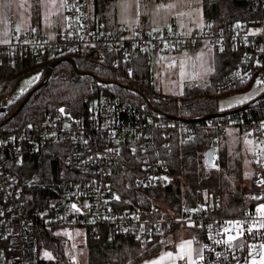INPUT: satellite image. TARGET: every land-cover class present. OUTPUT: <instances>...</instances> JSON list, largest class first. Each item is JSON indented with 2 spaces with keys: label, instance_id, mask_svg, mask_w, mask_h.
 Masks as SVG:
<instances>
[{
  "label": "built area",
  "instance_id": "1",
  "mask_svg": "<svg viewBox=\"0 0 264 264\" xmlns=\"http://www.w3.org/2000/svg\"><path fill=\"white\" fill-rule=\"evenodd\" d=\"M254 1L261 11L258 25L234 22L228 28L204 26L186 30L174 20L165 28L126 23L108 26L94 17L91 0H64L65 16L54 24L53 33L14 30L8 42L0 43V66L5 61L16 63L21 58H32L40 64L66 52L96 49L101 58L110 55L114 65H121L130 73L132 61L139 53L145 54L152 66L156 61L167 60L170 54L194 55L203 43L213 48L240 44L248 50L242 54L240 64L218 81L217 88L222 93L233 92L251 81L257 68L255 85L264 97V83H257L264 82V0ZM23 93L22 90L0 91V264H35L38 260L36 231L40 229L63 232L108 227L122 236L146 242L169 235L174 227H187L195 232V241L203 243V259L196 260V264H250V255L264 244V228L259 227L264 217L257 212L264 204V184L260 183L264 180V104L259 117L232 112L205 118L203 122L175 117L152 119L137 106L91 87L86 95L88 110L81 116L48 110L40 124L7 128L9 108ZM197 126L223 134L236 128L250 144L255 200L250 210L222 216L217 214L211 201L185 208L179 215L157 217L140 208L115 207L114 197L118 195L107 177L123 146L139 152L138 187L168 186L170 145L167 141H158V137L178 128L189 139L195 135ZM218 138V134L213 137L211 147H219ZM52 142L69 143L66 162L71 171L81 176L58 182L53 206L38 211L34 219L26 218L23 190L36 186L38 180L26 175L19 177L8 170L7 155L19 164L26 150L38 151ZM73 204L80 211L73 209ZM237 221L243 226V235L231 247L216 243L225 240L227 235H237L239 227L224 232L230 222ZM253 225L249 233L248 228ZM61 241L66 246L70 240L61 236ZM241 242L244 246L238 247ZM176 264L189 263L180 260Z\"/></svg>",
  "mask_w": 264,
  "mask_h": 264
},
{
  "label": "trees",
  "instance_id": "2",
  "mask_svg": "<svg viewBox=\"0 0 264 264\" xmlns=\"http://www.w3.org/2000/svg\"><path fill=\"white\" fill-rule=\"evenodd\" d=\"M118 1L91 0L94 17L108 26H115L116 23H112V11ZM203 15L205 27L228 28L234 22L258 25L261 11L254 0H203ZM247 50L246 45L230 43L214 48L213 70L209 74V81L205 85L188 86L181 95L170 96L155 89L151 65L146 55L141 53L132 61V72L127 73L121 65L113 64L110 55L101 58L99 50L66 52L54 59L70 56L75 60L77 68L64 61L53 69L49 78L46 77L47 68L54 59H45L40 64L32 58H21L16 63L5 61L0 66L1 92L14 91L25 75L36 69L42 70L41 80L20 95L9 108L8 117L14 114L30 94L19 113L5 127L20 128L40 124L48 110L59 111L62 107L75 117L81 116L88 110L86 95L91 87L107 91L120 100L137 106L146 117L152 119L175 117L191 121L202 119L203 122V118L208 116L222 113L227 116L229 111H234V114L251 113L259 117L260 107L264 104L261 93L254 100L230 109L220 108L219 105L224 93L218 90V81L240 64L242 54ZM258 72L259 69L255 68L253 79L233 92L255 87ZM247 104L249 106L246 109L239 110ZM216 134L219 135L220 143L215 154L216 167L208 169L205 152L211 147ZM225 135L216 129L197 126L195 135L189 139H185L184 131L178 128L159 136L158 141H167L170 145V156L167 159L171 179L168 186L164 187H138L136 179L140 173L139 152L123 146L112 173L107 177L108 183L120 197L115 201V207L140 208L157 217L172 213L179 215L185 208H194L201 203L209 204L211 201L217 208V214L222 216L239 215L250 210L255 205L252 179L250 184L244 185L240 176L232 180L223 175L222 169L233 171L234 164L239 166V161L237 163L223 145ZM68 148L67 142H52L38 151L26 150L19 164L14 163L7 155L8 170L19 177L26 175L38 180L36 186L25 187L23 190L26 218L34 219L38 211L53 206L58 182L81 176L71 171L66 162ZM177 228L174 227L170 234ZM36 235L38 260L35 264H71L61 241V232L40 229L36 231ZM84 242L86 258L75 264H136L145 257L157 254L163 244L172 245L168 243L166 236L140 242L132 237L122 236L108 227L84 229ZM43 250L50 252L51 256H45Z\"/></svg>",
  "mask_w": 264,
  "mask_h": 264
},
{
  "label": "rangeland",
  "instance_id": "3",
  "mask_svg": "<svg viewBox=\"0 0 264 264\" xmlns=\"http://www.w3.org/2000/svg\"><path fill=\"white\" fill-rule=\"evenodd\" d=\"M62 4H64L62 0H0V43L8 42L14 30L34 32L36 29H42L40 31H46L45 23L48 22L49 16L61 11L64 7ZM63 14L65 16L64 10ZM142 16H147L151 20L150 25L153 28H159L161 27L159 23L167 24L172 20L186 30L201 29L205 23L203 0H119L112 11V23L130 24L131 21L140 19ZM199 50L201 53L194 56L170 54L169 57L173 58L171 62H169L170 59L156 61L151 66L155 89L165 96H170L183 94L186 87L191 85H205L213 70L214 48L208 43H203ZM35 76H39V79L33 80ZM41 78L42 70H33L20 80L15 91L27 92ZM258 93L260 94V89L256 86L235 93H224L219 100L220 108L230 109L236 105H243L241 101L247 103L248 98H254ZM222 142L227 147L228 154L237 163L239 161L240 166L239 168L238 164H234L233 171L222 169L223 175L232 180L240 176L244 180V185L250 184L254 171L250 144L236 128H230ZM163 209L166 207L163 206ZM61 233L65 239L70 240L65 250L72 260L71 264L84 260L86 258L84 229L63 230ZM166 238L168 243L172 244L171 246L163 244L157 254L145 257L136 264H152L153 261L160 260L162 256L165 259L161 261V264H169L177 258L180 245L186 241H192V260H198L203 254V243L195 242V232L187 227L175 229ZM197 250H202L200 255H197ZM187 251L185 248V253ZM45 252L51 256L50 252L43 250V254ZM169 252L173 253L171 258L166 257ZM261 256H264L262 247L250 255V264L253 258L259 261Z\"/></svg>",
  "mask_w": 264,
  "mask_h": 264
},
{
  "label": "snow or ice",
  "instance_id": "4",
  "mask_svg": "<svg viewBox=\"0 0 264 264\" xmlns=\"http://www.w3.org/2000/svg\"><path fill=\"white\" fill-rule=\"evenodd\" d=\"M32 79L33 80L39 79V76H35ZM28 83H30V81ZM257 83L259 84V83H264V82L258 80ZM60 111L63 112L64 110L61 109ZM109 151H111V150H109ZM212 167H216V165L213 164ZM260 183L261 184H264V180H261ZM114 198L117 199V200L120 199L119 196H115ZM72 207L77 212L80 211V209L77 208L75 204H73ZM257 212H259L261 214V216L264 217V204H261L257 208ZM233 227H239L240 228V231L237 233V235H227V238L225 240H223V241L218 240V241H216V243H218V244L219 243H224V244H227L229 247H231L232 246V242L235 241L238 238V236H242L243 235V226L240 224L239 221L235 222L234 224H232L230 222V227H226L224 229V232L225 233H229L231 231V228H233ZM254 227H255V225L249 227L248 228V232L251 233L253 231V228ZM259 227L260 228H264V223L259 224ZM237 246L238 247H243L244 246L243 245V242H241V244L240 245H237ZM205 247H207V245H205ZM261 247L264 248V245H261ZM185 248H187V250H188L187 253H185ZM252 248L255 249V245H253ZM201 251L202 250H197V255H200V252ZM44 255L50 257V254L47 253V252H45ZM172 256H173V253H171V252H169V253L166 254V257H168V258H171ZM177 258L178 259H185V258H187L188 261L190 262V264H196V261L192 260V241H186L184 244H181L180 245V252L177 254ZM200 258L203 259L202 256ZM163 259H165V257L162 256L160 258V260L153 261L152 264H161V261ZM251 264H264V256H261L259 261H257L255 258H253L252 261H251Z\"/></svg>",
  "mask_w": 264,
  "mask_h": 264
},
{
  "label": "water",
  "instance_id": "5",
  "mask_svg": "<svg viewBox=\"0 0 264 264\" xmlns=\"http://www.w3.org/2000/svg\"><path fill=\"white\" fill-rule=\"evenodd\" d=\"M64 61H67V62H70L75 68H77V65H76V62L75 60L70 57V56H66V57H63V58H59V59H56L54 60L53 62L50 63V65L48 66L47 68V75L46 77L49 78L52 73H53V69L59 65L60 63L64 62ZM30 97V94H28L24 100L21 102L20 106L17 108V110L14 112V114H12L8 120H10L11 118H13L15 115H17L19 113V111L22 109V107L25 105V103L28 101ZM249 106V104L247 105H244L242 107L239 108V110H243V109H246L247 107ZM63 109L64 111L61 112L60 110ZM60 112L65 114L66 115V112H65V108H60ZM234 111H229L227 112V114H230ZM68 115V114H67ZM216 116H223V113L222 114H218V115H212V116H208L206 118H212V117H216ZM205 119V118H203ZM202 119H198L196 121H200ZM215 154H216V148L215 147H210L206 152H205V163L207 165L208 168H212V165L214 164V160H215Z\"/></svg>",
  "mask_w": 264,
  "mask_h": 264
},
{
  "label": "crops",
  "instance_id": "6",
  "mask_svg": "<svg viewBox=\"0 0 264 264\" xmlns=\"http://www.w3.org/2000/svg\"><path fill=\"white\" fill-rule=\"evenodd\" d=\"M62 2L64 3V0H62ZM62 6H64V4H62ZM63 10H64V7H63V9L61 10V11H59L58 13H52L49 17V20H48V22L47 23H45V30L46 31H41V32H44V33H46V34H51V33H53V26H54V24L58 21V20H60V19H63L64 18V14H63ZM40 23V25H41V22H39ZM117 24H120V23H116V25ZM147 25V26H149V27H152L150 24H151V20L147 17V16H142L140 19H137V20H134V21H131V23H130V25H133V26H136V25ZM169 24L170 23H159V25H161V27H159V28H165V27H168L169 26ZM40 30H42V29H36L35 31H40ZM31 32V31H30ZM11 37V36H10ZM10 40V39H9ZM203 45V44H202ZM201 45V46H202ZM200 46V47H201ZM200 47H199V49H200ZM198 49V51L194 54V55H198V54H200L201 53V50H199ZM194 55H189V56H194ZM213 57H214V54H213ZM170 59V60H169ZM167 60H169V62H171L172 60H173V58H172V56H170V57H168L167 58ZM259 88V87H258ZM260 89V88H259ZM260 92H261V89H260ZM259 95V93L257 94V96ZM256 96V97H257ZM256 97H254V98H248V102H250L251 100H254ZM243 102V104L245 103V101H242ZM247 102V103H248ZM236 106H238V105H236ZM232 108V107H231ZM195 242H197V241H195ZM198 242H201V241H198ZM202 243V242H201ZM204 249V248H203ZM201 257V256H200ZM180 260H185V261H187L188 262V260H186V259H178V258H175V259H173L172 261H170L169 262V264H176L178 261H180ZM195 261V260H194ZM189 263V262H188ZM190 264V263H189Z\"/></svg>",
  "mask_w": 264,
  "mask_h": 264
}]
</instances>
